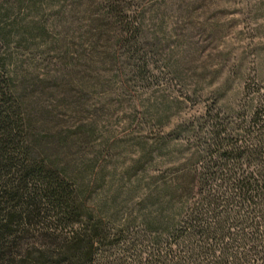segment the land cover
Wrapping results in <instances>:
<instances>
[{
  "label": "trees",
  "instance_id": "16d2710c",
  "mask_svg": "<svg viewBox=\"0 0 264 264\" xmlns=\"http://www.w3.org/2000/svg\"><path fill=\"white\" fill-rule=\"evenodd\" d=\"M195 4L0 0V264H264V81L184 66ZM122 139L126 216L89 202Z\"/></svg>",
  "mask_w": 264,
  "mask_h": 264
},
{
  "label": "rangeland",
  "instance_id": "374dc122",
  "mask_svg": "<svg viewBox=\"0 0 264 264\" xmlns=\"http://www.w3.org/2000/svg\"><path fill=\"white\" fill-rule=\"evenodd\" d=\"M195 2V8L188 15L185 14L186 17H183V21L192 19L195 25L200 24V26L217 23L219 26L223 25L224 31L221 29L218 38L208 44L202 35L197 34L193 37L192 43L198 51L194 50V47L186 48L183 35L187 32L184 30L178 32L180 42L182 40L183 45L177 54L186 62L184 66L197 67L195 68L198 70L197 72H205L207 76H210L220 65L221 70L217 72L221 78L227 73L239 71V68L241 73L254 78L256 81H264V0H195ZM205 4L206 6H204ZM176 21H178L176 15H169L165 30L171 31L173 26H178ZM195 32L200 33L198 30ZM193 59L195 61H192ZM191 72L190 70L189 73ZM192 108L191 104L186 105L185 113H193ZM113 128L120 136L124 130V125L115 124ZM145 142L150 145L146 140ZM119 144L120 148L116 151L102 152L103 162L109 163L106 168L107 172H110L112 166L116 167L115 177L111 178L108 173L101 185L92 192L89 202L95 203L99 199L104 200V192L112 181L113 191L116 189L120 191V196L116 197V202L122 203L125 209L119 216H126L128 204L131 201H138L139 197H132L127 194V189L131 186L133 178H128L127 175L122 174V169L128 168L131 161L139 156L140 146L136 139H122ZM143 168L145 171H152L147 164H144ZM156 169L159 171L161 167L157 166ZM139 175H142L141 171ZM141 186L144 187V182ZM91 205L90 203L89 207ZM118 258L120 257L117 256L116 259ZM122 263L109 260V264Z\"/></svg>",
  "mask_w": 264,
  "mask_h": 264
}]
</instances>
